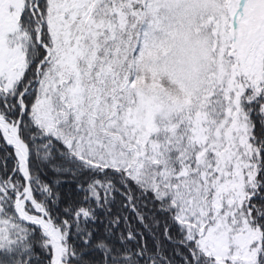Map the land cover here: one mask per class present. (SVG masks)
Wrapping results in <instances>:
<instances>
[{"label": "snow or ice", "instance_id": "1", "mask_svg": "<svg viewBox=\"0 0 264 264\" xmlns=\"http://www.w3.org/2000/svg\"><path fill=\"white\" fill-rule=\"evenodd\" d=\"M0 264H264V0H0Z\"/></svg>", "mask_w": 264, "mask_h": 264}]
</instances>
